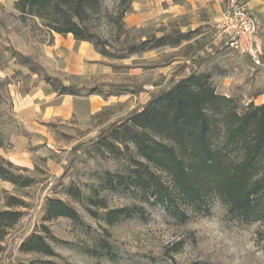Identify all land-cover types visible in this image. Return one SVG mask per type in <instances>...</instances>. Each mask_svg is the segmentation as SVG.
I'll list each match as a JSON object with an SVG mask.
<instances>
[{"label":"rangeland","instance_id":"374dc122","mask_svg":"<svg viewBox=\"0 0 264 264\" xmlns=\"http://www.w3.org/2000/svg\"><path fill=\"white\" fill-rule=\"evenodd\" d=\"M100 1L85 25L115 47L174 29L195 31V35L177 47L111 59L91 42L51 32L40 19H22L13 0H0V166L34 180L24 188L0 178V210L8 209L10 197L25 203L13 208L24 216L3 242L0 264L48 260L56 264H264V222L233 219L214 199L208 215L181 205L180 210L191 218L183 224L142 191H113L107 187L106 173L125 172L129 163L100 141L101 133L113 123L141 111L153 94L194 72L211 74L216 92L232 98L240 111L251 104L264 105V0H239L260 22L261 66L227 48L226 38L216 29L230 0ZM21 57L31 63L23 65ZM183 67L187 70L179 76ZM46 77L78 87L82 95H59ZM96 87L117 95H87ZM96 97L103 99L98 107ZM131 151L136 154L133 147ZM73 185L81 190L82 201L68 195ZM93 190L110 208L137 205L144 208L145 217L108 226L87 210ZM50 198L75 207L87 227L67 218L44 221ZM43 224L58 240L69 243L51 242L59 257L20 251L22 242L41 232ZM102 238L112 245L114 260L82 251Z\"/></svg>","mask_w":264,"mask_h":264},{"label":"trees","instance_id":"16d2710c","mask_svg":"<svg viewBox=\"0 0 264 264\" xmlns=\"http://www.w3.org/2000/svg\"><path fill=\"white\" fill-rule=\"evenodd\" d=\"M100 4V0H17L15 9L24 20L40 19L51 32L72 34L77 41L93 43L102 56L111 59H127L158 48L177 47L195 35V31L174 29L118 48L85 25ZM20 59L23 65L31 63L28 58ZM186 70L183 67L179 76ZM211 79L209 73L196 72L181 77L171 87L153 94L141 111L113 123L101 133L100 141L105 149L117 156H126L125 161L129 163L125 172L106 173L107 187L113 191L132 188L142 191L148 200L154 198L155 204L163 205L183 224L191 218L180 210L181 205L208 215L209 204L214 199L222 202L233 219L247 224L264 222V105L251 104L240 111L232 98L216 92ZM46 81L59 95H82L78 87L56 83L50 77ZM87 95L117 94H105L96 87L89 89ZM0 178L24 188L34 184L32 178L17 175L4 166H0ZM67 193L78 201L83 199L81 190L74 185ZM24 205V201L10 197L8 209L0 210V259L9 231L24 216L23 211L13 208ZM87 210L108 226L145 217L144 208L137 205L110 208L98 190H93V195L87 198ZM58 218L87 227L75 207L62 199L50 198L43 220ZM51 242L69 245L58 240L43 224L41 232L33 233L22 242L20 251L59 257ZM181 247L180 243L174 249L178 252ZM82 251L115 259L114 249L106 238L92 247L84 246ZM40 262L56 264L50 260Z\"/></svg>","mask_w":264,"mask_h":264},{"label":"built area","instance_id":"2783aa9c","mask_svg":"<svg viewBox=\"0 0 264 264\" xmlns=\"http://www.w3.org/2000/svg\"><path fill=\"white\" fill-rule=\"evenodd\" d=\"M216 29L221 37L226 38L227 48L248 57L257 66L262 65L260 22L246 3L230 0L228 10L216 23Z\"/></svg>","mask_w":264,"mask_h":264},{"label":"crops","instance_id":"0c3cea01","mask_svg":"<svg viewBox=\"0 0 264 264\" xmlns=\"http://www.w3.org/2000/svg\"><path fill=\"white\" fill-rule=\"evenodd\" d=\"M4 2H6L7 0H3ZM17 0H13V2H16ZM103 99L101 97H96L94 100V106L98 107L99 105H101L103 102Z\"/></svg>","mask_w":264,"mask_h":264}]
</instances>
